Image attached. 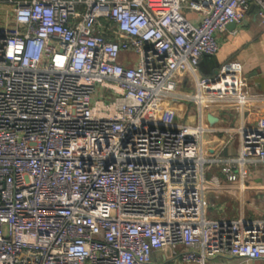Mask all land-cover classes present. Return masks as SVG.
<instances>
[{
    "label": "built area",
    "instance_id": "built-area-1",
    "mask_svg": "<svg viewBox=\"0 0 264 264\" xmlns=\"http://www.w3.org/2000/svg\"><path fill=\"white\" fill-rule=\"evenodd\" d=\"M251 8L264 26V0H0V264L264 263V218L205 198L213 163L231 184L264 163V116L218 160L171 101L191 77L197 104L244 106L239 60L198 72Z\"/></svg>",
    "mask_w": 264,
    "mask_h": 264
},
{
    "label": "crops",
    "instance_id": "crops-1",
    "mask_svg": "<svg viewBox=\"0 0 264 264\" xmlns=\"http://www.w3.org/2000/svg\"><path fill=\"white\" fill-rule=\"evenodd\" d=\"M188 16L194 18L195 14L189 13ZM237 27L239 32L235 36L230 34L231 29L219 35L218 54L202 57L198 75L211 77L224 62L232 58L239 59L248 78L246 94L240 98L244 101V106L238 107V98L226 100L222 97L208 98L202 104H197L193 99L198 91L191 77L175 92L174 99L171 98L172 104L178 108L179 122L196 124L202 119L212 129L204 134L202 144L208 150V156L218 160L236 158L239 155L240 139L235 129L252 126L260 116H264V26L259 23L255 12L251 11ZM189 82L191 90L186 89ZM185 102L194 105L188 110L190 119L183 116ZM209 115L214 118L212 123L208 119ZM224 167L225 162L213 163L207 173L208 179L214 175L221 180L220 189L209 187L205 192L207 215L216 220H235L242 216L256 218L255 209L264 207V163L248 164L241 181L234 184L229 183L221 172ZM233 171L239 172L236 167ZM241 183L243 190L239 188ZM234 185L237 186V191L230 194L229 190ZM170 253L166 251L162 254L169 257ZM154 258L160 260L163 255L160 257L155 254Z\"/></svg>",
    "mask_w": 264,
    "mask_h": 264
},
{
    "label": "rangeland",
    "instance_id": "rangeland-1",
    "mask_svg": "<svg viewBox=\"0 0 264 264\" xmlns=\"http://www.w3.org/2000/svg\"><path fill=\"white\" fill-rule=\"evenodd\" d=\"M232 59H234V60H239V59H237V58H232ZM186 89H188V90H191L192 89V87H191V83L189 82L187 85H186ZM192 106H194L193 105V103H191V102H185V103H183V109H182V112H183V116H184V118H187L188 117V119H190V116H188V110L192 107ZM194 111H196V110H194ZM255 214L257 215V217H259V218H264V207L263 208H258V209H255ZM256 217V218H257ZM175 251L178 253V252H180L181 251V247L180 246H178L176 249H175ZM192 264H195V263H192Z\"/></svg>",
    "mask_w": 264,
    "mask_h": 264
},
{
    "label": "water",
    "instance_id": "water-1",
    "mask_svg": "<svg viewBox=\"0 0 264 264\" xmlns=\"http://www.w3.org/2000/svg\"><path fill=\"white\" fill-rule=\"evenodd\" d=\"M251 11H253V8H251ZM234 28H236V24H235V23H232V24H229V25H228V29L233 30ZM216 73H217V70H216ZM208 119H209V121H210L211 123H212V121L214 120V118H212L211 115L208 116ZM236 261H237V260H232L231 263L233 264V263H235Z\"/></svg>",
    "mask_w": 264,
    "mask_h": 264
},
{
    "label": "trees",
    "instance_id": "trees-1",
    "mask_svg": "<svg viewBox=\"0 0 264 264\" xmlns=\"http://www.w3.org/2000/svg\"><path fill=\"white\" fill-rule=\"evenodd\" d=\"M215 68H216V65H215Z\"/></svg>",
    "mask_w": 264,
    "mask_h": 264
}]
</instances>
